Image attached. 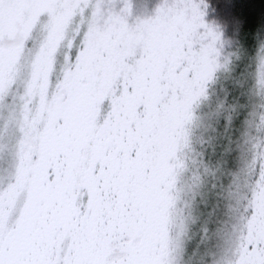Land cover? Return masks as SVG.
<instances>
[{
	"label": "snow or ice",
	"instance_id": "snow-or-ice-1",
	"mask_svg": "<svg viewBox=\"0 0 264 264\" xmlns=\"http://www.w3.org/2000/svg\"><path fill=\"white\" fill-rule=\"evenodd\" d=\"M264 0H0V45L14 29L27 37L33 21L48 18V54L65 22L83 12L99 27L76 57L77 73L39 121L0 107V264H175L171 242L151 234L149 207L165 189L170 163L165 129L169 118L153 93L155 31L194 3L202 19L220 12L247 51L259 54L264 88V17L247 27L238 13ZM215 4V7H214ZM250 14V13H249ZM219 39V36L217 37ZM142 47L136 75L124 86L112 80L132 63L129 48ZM137 51V57H139ZM9 61L0 50V86ZM122 78V77H121ZM15 88V84L11 85ZM4 99L0 87V100ZM179 106V98L175 101ZM31 107V106H30ZM257 129L264 134V115ZM247 216L264 195V141L255 145ZM249 249L252 245L248 246ZM255 264H264V251ZM205 264H235L231 252Z\"/></svg>",
	"mask_w": 264,
	"mask_h": 264
},
{
	"label": "rangeland",
	"instance_id": "rangeland-1",
	"mask_svg": "<svg viewBox=\"0 0 264 264\" xmlns=\"http://www.w3.org/2000/svg\"><path fill=\"white\" fill-rule=\"evenodd\" d=\"M23 31V27L14 29L0 45V50L9 61L10 73L0 86L4 95V99L0 100V107L10 108L17 114L21 130L29 114L34 121H39L42 114L54 106V101L62 94L66 84L75 79L77 73L75 58L85 50L81 45L88 47L99 27L94 26L92 18L83 12L74 15L65 22L55 49L50 55L47 51L50 28L46 16L42 15L33 21L27 37L23 35ZM182 36L186 38L190 48L195 49L198 63L196 67H200L197 73L189 72L186 91L185 94L182 93V102L175 108L176 113L179 107L182 111L174 117L175 119H171L170 116L172 106L166 113L168 118L170 116L165 129L170 163H167L162 171L165 189L159 191L150 204L147 227L151 234L159 233L167 238L173 246L176 258L182 260V264H187L186 255L189 253L187 251L189 247L194 258L203 253L202 249L205 248L201 243L193 242L199 234L200 237L204 235L203 230L199 231L193 241L180 246L185 231L191 234V231H194L193 227H196L191 223L192 219L199 212H205V204L201 202L205 181H211L207 187L213 186L215 190L223 183V188L226 189L233 185L236 187L234 190L222 193L227 206L234 208L239 216L237 215L230 223L233 227L229 228L228 234L221 236L216 246H221L223 253L231 252L235 257V264H245L247 260L252 264V261L256 262L261 258L260 252L264 251V217L255 216V219H258V226L261 227L258 233L259 228L255 226L254 215H246L250 204L245 203L248 199L246 190L251 183V166L257 155L255 145L259 142L256 126L260 119L253 120L256 130L250 127L248 140L251 144L246 145L247 158L242 160L240 165H223L218 154L223 150L226 158L230 159L233 147L236 149L233 141L227 136L225 138L222 122L230 124L235 116L228 109H225L227 111L223 109V100L232 103L237 100L236 94L240 92L238 94L243 102L262 107L264 105V88L257 83L258 69L255 67L259 54L256 51L254 54L245 51L239 43L227 41L223 43L220 28L208 21V18L202 19L200 10L194 3H189L186 8L175 13L168 24L155 31L152 39L157 50V46L171 45ZM143 54L142 47L129 48L127 55L132 63L124 66L126 71L123 73L119 71L116 73L112 84L116 85L119 80V86L123 87L130 73L135 76V70L139 68ZM180 54L184 53L176 54V58ZM194 54L195 52L191 54V58ZM237 79L241 87L234 90L231 84ZM156 81L157 78L154 79L153 87L156 86ZM12 84H15V88L11 87ZM217 108L219 113L215 111ZM166 109L164 107L163 111ZM252 114L253 112L249 113V118ZM257 115L255 112L253 117ZM204 129L207 131L204 132ZM209 136L213 139L210 140ZM262 138L264 141V136ZM244 146L245 144L242 147L245 148ZM261 151H264V148ZM208 160L210 165H207ZM200 190L202 192L198 194ZM193 195H198L199 204ZM255 200L259 212L260 203L264 207V195L257 194ZM208 207L210 209V206ZM211 217L214 225L223 226L220 217ZM206 218L201 216L200 220H197V225ZM169 225L176 229V236L171 232ZM249 245H252L251 249Z\"/></svg>",
	"mask_w": 264,
	"mask_h": 264
},
{
	"label": "trees",
	"instance_id": "trees-1",
	"mask_svg": "<svg viewBox=\"0 0 264 264\" xmlns=\"http://www.w3.org/2000/svg\"><path fill=\"white\" fill-rule=\"evenodd\" d=\"M215 7V4H214ZM250 13V14H249ZM264 17V4H260L258 2H252L248 4L247 6L244 7V9L238 13L237 19L239 22L244 23L247 27H255V25L260 21V19ZM224 20L226 18L223 16L222 13L216 12L213 15H210L208 17V21L213 22L220 28L222 32V40L223 43L225 41L230 42V43H240V41L235 37L233 32L231 31V28L229 27L227 32H225L224 26ZM176 42L171 44V45H166V46H157V55L154 63V68L153 71L155 73L154 79L157 78L156 81V86L153 87V93L158 97L161 105V112L167 113L169 111V108L172 106V112L170 114L171 119H175L174 117L178 116V113L182 110H180V107L177 108V113H176V107H178L175 103L176 99L179 98L180 101L182 102V93L185 94L186 91V84L188 82V75L190 71H195L197 73L199 71V67L197 63V58H196V51L193 48H190L188 45V41L184 36L181 38H177L175 40ZM242 46V45H241ZM243 47V46H242ZM250 51V53L254 54L255 49L253 47H249L247 49ZM195 52V56L191 58V54ZM179 53H184L178 55L176 58V54ZM232 85V89H239L241 87L240 81L237 79ZM238 91V90H237ZM240 93V92H238ZM236 94L237 100L233 101L232 103H226L223 100V109H228L234 116L235 119L233 120L232 123L230 124H225L222 122L223 125V130L225 133V138L226 136L229 137L233 143L236 145V149L233 147V152L229 157L226 158V154L224 151L220 150L218 157L221 159L220 162L223 163V165H240L242 160H245L248 154V149L246 148V145H250L249 139V134H250V127L255 129L253 126V120H259L262 115H264V105L263 107L258 105V104H247L243 102L242 97L239 94ZM184 103V102H183ZM167 106V107H166ZM164 107L167 108L166 111L164 112ZM175 110V111H174ZM255 112L258 113L256 117L252 116L249 118V113ZM169 116V118H170ZM168 117V116H167ZM253 117V118H252ZM249 119V122H248ZM256 130V129H255ZM256 136L258 137V142L263 141V136L259 130L256 132ZM227 142V140H226ZM257 142V141H256ZM245 144V148L242 146ZM239 148V150H237ZM242 150V151H240ZM250 151V150H249ZM239 152V154H238ZM245 154H243V153ZM207 165H210V160L207 161ZM212 165V162H211ZM231 173L233 171H230ZM232 184H234L232 182ZM224 183L221 184V186L215 190L213 186H211L212 189V203L209 207L205 209V212L207 214H211L213 217H220V222L223 223V226H216L214 223H210L208 227L210 229L212 228H218L221 229L218 240L221 238L222 235L228 234L227 231H229V228H232L233 226L230 225L231 222L234 221L235 217L238 215L232 208L231 206H227L225 203L226 200L224 198V195L222 192L228 191V190H234L236 187L233 185H229L226 188H223ZM204 190V189H203ZM202 190L198 194H200ZM220 194V195H216ZM195 199L197 198V203L199 204V199L198 195L195 196ZM231 196H233V192L231 191ZM260 201V200H259ZM261 203L259 205V208H261ZM240 209V208H237ZM239 211V210H238ZM239 216V215H238ZM245 216V215H243ZM254 215V219H255ZM258 219H255V226L259 228L258 233H260V226H258ZM171 232L174 233L176 236V229L172 228L169 225ZM194 230H196V227H193ZM200 240V234L196 237V239L193 241L195 244H198ZM254 240V238H253ZM198 241V242H197ZM179 242V240H178ZM177 242V243H178ZM252 242V241H251ZM176 243V247H177ZM203 245V244H202ZM175 246V245H174ZM205 247V245H203ZM203 250V253L198 254L197 258H194L191 256V249L187 250L189 253L186 255V263L191 264V262L196 259L200 261V264H205V257L211 256L214 253L221 254L224 251L221 249V246H216L211 253L208 252L207 248L205 247ZM254 250V247H253ZM251 251H247L248 253ZM190 255V256H189ZM246 255V254H245ZM189 256V260H188ZM247 256V255H246ZM174 260L175 264H182V260H178L176 256L174 255ZM255 261H252V264H254ZM245 264H250V262L247 260Z\"/></svg>",
	"mask_w": 264,
	"mask_h": 264
},
{
	"label": "clouds",
	"instance_id": "clouds-1",
	"mask_svg": "<svg viewBox=\"0 0 264 264\" xmlns=\"http://www.w3.org/2000/svg\"><path fill=\"white\" fill-rule=\"evenodd\" d=\"M229 21L228 20H224V25L225 27H227L229 25ZM222 104V103H221ZM215 111L217 113H219V108L215 109ZM227 111V110H225ZM210 127V126H209ZM207 129H204V132H206ZM199 139V138H198ZM209 139L212 140L213 138L211 136H209ZM211 183V181L206 180L205 181V191L203 193V197H202V203L205 204V207L207 208L208 206L211 205L212 203V189L207 187V184ZM201 216H206L207 218L205 220H203L199 225H197V220H200ZM212 217L211 214H207L206 212H199L197 214L196 217H194L191 221V223L193 225H196V229L194 231H191V234H189V232L186 230L183 236V239L180 242V246H182L183 244H185L186 242H191L195 239V237L198 235L200 230H203L204 235L200 237L199 243L205 245V247L207 248L208 252L211 253L212 250L216 247V245L218 244L219 240V234L221 229L218 228H212L210 229L208 227V225L210 223H212ZM191 264H200L199 260L194 259Z\"/></svg>",
	"mask_w": 264,
	"mask_h": 264
}]
</instances>
